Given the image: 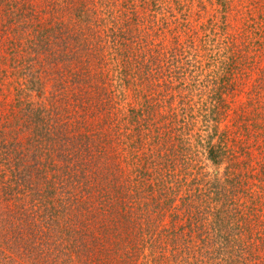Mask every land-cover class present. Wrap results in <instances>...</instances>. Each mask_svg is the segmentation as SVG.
Masks as SVG:
<instances>
[{
    "label": "rangeland",
    "instance_id": "1",
    "mask_svg": "<svg viewBox=\"0 0 264 264\" xmlns=\"http://www.w3.org/2000/svg\"><path fill=\"white\" fill-rule=\"evenodd\" d=\"M4 2L0 86L21 123L31 122L19 129L22 146L75 118L94 151L84 159L52 151L57 170L42 177L80 186V223L73 215L72 231L53 239L34 217L36 243L47 230L46 256L2 251L0 264H264V0H90L86 11L108 4L99 15L127 25L123 42L104 46L65 0H30L33 30L29 23L27 34L5 36L15 13ZM11 40L24 51L41 47L12 56ZM12 57L32 66L25 78L40 79L31 80L37 90L29 100L52 88L65 95L47 100L46 114L24 119L28 88L9 83ZM223 77L232 79L218 100L212 84ZM224 138L230 158L210 152ZM27 150L10 162L42 169L38 148Z\"/></svg>",
    "mask_w": 264,
    "mask_h": 264
},
{
    "label": "trees",
    "instance_id": "2",
    "mask_svg": "<svg viewBox=\"0 0 264 264\" xmlns=\"http://www.w3.org/2000/svg\"><path fill=\"white\" fill-rule=\"evenodd\" d=\"M88 1L90 0H65V3H73L76 6L80 7L79 11L77 12V16L79 19L78 21L86 23V21L89 19V28H91L92 26L95 28V32H93V34L94 36H97V40L94 39L96 41V44H98L97 42H99L104 46V44L107 42L111 44H114L117 41H119L120 43L121 40L123 42V36L127 25L116 26L115 23H113V19L109 21L110 12H107V16L105 17L99 15V13H103L108 10V4L102 5L103 7H100L97 10L96 8H94V10L91 12L86 11V4H88ZM29 3L30 0H5V8H9V11L11 13H15L14 16H11L13 22H7V25H5V28L3 29L5 31V36L16 39L15 36L20 35L22 31H25L27 34L26 27H28L29 23L30 27H32L33 30L35 19H32L34 18L32 16V13L26 14L27 12L24 9ZM88 5L90 7V4ZM19 10L23 11V20L19 18V15L21 13L19 12ZM30 33L31 32H29V34ZM29 34L27 36V39L28 37L33 36ZM90 35H92V32L90 33ZM6 39H8V37ZM33 40H36V38L34 37ZM38 40L41 39L37 38V41ZM2 43L3 41L1 35L0 53L2 51V45H6L5 42L3 44ZM11 43L13 44V47L10 50L13 53L12 56L17 55L18 51H22L23 49H25H22L19 42L16 43V41L14 42L11 40ZM36 44L32 48H28L26 51L23 50V54L39 52L41 44ZM12 59L13 61H15V64L11 67L10 74L7 73V77H9L10 75L12 76V79L9 83L15 81V84L18 83L20 84V86L22 84H25L24 86H21V88H28L26 92L28 94H26V97L23 98V100L25 101L23 103H21L22 100L20 99L17 101L18 103L20 101L24 115L26 114L24 119L29 118L27 116L33 112H42L43 110V114H46L45 111H48L46 109V105L49 102L54 104L56 101H60L64 98L65 95H61L60 90L52 88L48 90V97H52L54 95V97H52V100L46 99L48 97L44 94L45 92H43V95L40 96V99H38L37 102L29 100L28 98L31 96V93L34 91L36 92L37 90V84H33V82H31V80L34 81V77L28 76L29 78H25L27 76V74L25 73L29 72L32 66L28 64H21L20 57H12ZM13 61H11V63H14ZM0 63H3V55L1 54ZM19 66L20 69H22L20 73L18 71ZM235 67L236 66L234 65L232 69ZM228 72L229 73L224 74V76H229L230 71ZM5 73L6 69H3L1 67L0 81L2 79V75H4ZM18 77L21 78L18 79ZM36 79L37 80H35L34 83L38 81L40 85V79ZM231 79L232 78L230 77H228V79L223 77V81L213 82L212 88L218 90L216 91L218 93V100L222 91L228 85H230ZM20 86L16 85L18 95V88ZM2 91V87L0 86V252L4 251L10 254L14 253V255L18 254L23 258L30 260L33 257V253H39V255L41 256H46L47 247L44 246L45 244L50 243L48 235H46L47 230H44L43 228H41V230L38 232L39 242L36 243L33 223L36 224L37 222L34 221V217L40 220L39 225H44L46 226V228L50 226V235L54 237L53 239H55L57 235V237L59 238L60 236L66 235V232L72 231V228L70 225H68V222L71 220L73 215H76L78 217L73 221L80 223L79 202L82 203V200H80V186L78 184L63 182L57 183L59 182V180L56 181L55 177L53 181H43V175L45 177V175L51 169H53V172L57 170L56 165H53L52 163L50 164V161L52 159L51 152L53 151L54 153H57L59 151L61 153V156L75 153L80 156L81 159H84L85 154L87 153L90 157V153L92 154L94 149L91 145V142L86 140V137L84 136L85 134L79 133L80 129L75 130V124L79 122L77 119L72 118L71 122L68 123V121L61 118L59 125L55 127V130L52 131L53 133H49V130L43 131L40 134L36 133L34 136L32 135L34 138L27 141V149L32 147L38 148V156L36 157L35 161L37 165H44L42 169L29 167L28 165H25L27 163L24 162H22L21 164L18 163L20 165H15V162H10L16 158L19 159L20 157L28 153L26 147L22 146L23 143L21 142V140L23 138V133H21L22 131H20L19 129L21 126L29 129L31 127V122H28L26 124L21 123V120L19 118L20 114H18L16 111L18 109L15 110L14 102L6 101V95L3 94ZM47 100H49V102ZM218 100H216L217 105L220 102ZM106 103L103 104L99 102V104H97V109L102 112H110L109 104ZM214 108L218 109L217 106H214ZM59 111H62V108H60ZM71 111L72 109H68L66 111V116L76 117V113H71ZM55 123H58V121H56ZM61 127L66 130L62 131ZM226 143L227 140L224 138L220 143L221 145L215 148L211 147L210 152L214 153L217 156H219L220 154H225L226 158H230V156L233 155V151L230 150V146H228ZM65 150L66 152H64ZM36 171L40 172L38 174L33 173ZM53 175L55 176L57 175V173H53ZM73 186H76L77 188ZM61 187L65 188L66 191H68L67 196L59 193L62 190L56 192ZM119 190H122V188L118 189V191ZM62 211L67 218L66 220L62 218ZM21 226L23 227V229L21 228ZM10 244L15 245L9 246ZM39 250L41 251L39 252Z\"/></svg>",
    "mask_w": 264,
    "mask_h": 264
}]
</instances>
